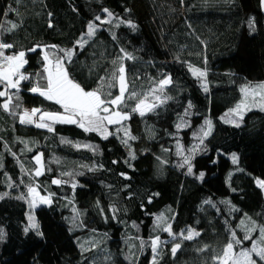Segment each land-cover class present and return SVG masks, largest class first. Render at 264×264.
<instances>
[{
	"label": "trees",
	"instance_id": "trees-1",
	"mask_svg": "<svg viewBox=\"0 0 264 264\" xmlns=\"http://www.w3.org/2000/svg\"><path fill=\"white\" fill-rule=\"evenodd\" d=\"M163 1L175 7L169 8V14L151 0H22L20 4L0 0V21L20 25L14 33L0 39L14 43L16 50L37 44L72 48L86 32L88 22L96 15H105L102 8L114 13L113 25H102L88 44L75 49L73 62L67 65L86 89L96 87L97 78L111 69V61L121 55V48L136 57L125 64L129 78L140 77L135 81L138 90L147 88L149 79H159L161 74L174 80V86L167 90L172 100L154 113L143 118L133 115L126 122L137 137L129 141L134 160L117 139L123 133L102 139L73 124H57L50 133L21 125L18 117L0 111V153L4 163L0 180L5 179L7 172L18 185L9 189L6 183H0V193L11 194L0 200V228L5 233L0 241V264H94L102 251L110 254L104 264H150V248L141 252L139 243L157 234L162 241H169L162 246L158 264H211V250L197 249L204 245L210 249L222 247L230 235L228 229L243 238L238 225L245 214L264 224V190L255 183V178L264 179V112L254 109L246 113L240 127L221 119L237 103L242 84L264 82V12L259 0H184L183 4L180 0ZM135 6L145 13L139 16ZM9 7L19 14L13 11L4 17ZM118 19L131 20L136 30L126 25L114 27ZM249 19L255 22L254 32L248 27ZM113 32L117 35L115 41ZM40 56L39 49L27 55L26 73L33 81L42 69ZM188 64L207 69V93L188 71ZM23 84L19 101L23 108L59 109L29 92L31 83ZM189 102L192 108L185 116ZM181 116L187 126L177 131L175 125ZM205 119L212 121L211 135L202 146L206 151L195 155L193 175H185L186 167H176L180 159L175 154L177 140L185 150L198 144L193 134H199ZM109 130L115 131L113 126ZM62 139L92 144L98 151L76 148L61 143ZM21 141H27L32 151L22 152ZM36 153L43 154L51 169L36 178L41 194H47L44 189L55 193L52 205L42 206L35 213L43 238L23 233L28 208L24 201L15 199L24 191L20 181L29 179L21 173L16 160L31 169V157ZM233 153L238 157L237 164L232 163ZM158 156L168 163L161 166ZM54 159L60 163H54ZM62 172L74 174L78 185L75 190L70 183L51 184ZM200 172L204 177L197 179ZM62 178L70 180L67 176ZM154 193L158 195L153 196ZM149 196H153L151 203ZM206 200L211 203L205 204ZM225 200L230 204L222 203ZM73 205L80 214L75 223L71 219ZM113 206L115 212L110 210ZM231 207L239 211H230ZM160 213L169 218L175 233L189 227L200 232L193 241H183L178 236L175 242L182 247L175 257L171 255L168 234L154 231V220ZM257 235L253 233L254 238ZM85 242H95L97 247ZM81 244L90 250L82 253ZM244 246H250V241H245Z\"/></svg>",
	"mask_w": 264,
	"mask_h": 264
},
{
	"label": "snow or ice",
	"instance_id": "snow-or-ice-1",
	"mask_svg": "<svg viewBox=\"0 0 264 264\" xmlns=\"http://www.w3.org/2000/svg\"><path fill=\"white\" fill-rule=\"evenodd\" d=\"M22 0H15V3L20 4ZM183 4L184 0H180ZM259 5L264 9V0H259ZM18 10L9 7L4 13V17L9 15V12ZM101 11L104 16L96 15L93 20L87 24V30L75 42L72 48H59L57 45H35L29 49L16 50L14 43H8L0 39V111L8 113L14 117H18V122L21 125H32L37 129H46L52 133L55 131L54 126L57 124H73L82 129L85 133L95 132L102 139H108L110 135L123 133L122 136L117 135V139L129 149V158L136 159L135 154L131 151L130 140H136L137 137L132 135L126 122L129 121L133 115H139L141 118L148 114L154 113L159 107L172 100L173 97L167 94V90L174 86L173 78L168 74H161L159 79L150 78L147 88L138 90L135 81L140 80L139 76L129 78L128 69L125 61L135 60L136 57L128 53L124 48L120 49L121 55H118L111 61V69L106 71V74L99 76L96 81V87L86 89L80 82H78L67 67L73 62L76 48H83L95 37L96 32L100 30L102 25H113L114 13L108 8H102ZM130 11V9H125ZM99 23H96V22ZM121 25H126L132 31L136 30V24L131 20L118 19L114 27L119 28ZM20 27L17 23L12 21H0V37L5 34H12ZM49 27H52L49 22ZM248 27L250 31H255L256 25L254 20H248ZM112 39L115 41L117 35L112 33ZM39 49L40 63L42 69L36 74L37 79L32 80L29 74L26 73L25 65L29 63L27 55L29 52L35 53ZM9 50H12L10 54ZM62 54V55H61ZM187 63V62H185ZM206 63V61H205ZM188 71L191 75L199 81L202 90L207 93L209 91L207 83V69H201L188 64ZM23 82L31 83L32 86L27 90L33 94H38L44 100L54 103L59 106L56 111L43 110L41 108L24 109L20 101V91L24 86ZM115 90V91H114ZM240 98L233 108H230L221 119L226 123H232L235 127H240L246 113L257 109L264 112V82L252 84L251 82L242 84L239 87ZM192 108L189 102L185 109L184 115L189 114V109ZM19 109V112L17 111ZM62 110V111H61ZM109 126H113L115 131L109 130ZM187 122L181 116L178 119L175 127L177 131L185 128ZM212 121L205 119L204 125L201 127L199 134L194 133V137L199 140L198 144H194L191 148H185L177 140L176 156L179 157V162L176 164L178 168H185V175H193V159L198 152L206 151L204 145L205 139L211 135ZM24 144L22 152L25 154L31 152L32 149L28 146L27 141H21ZM61 143L70 144L76 148H86L94 153L98 151L97 147L92 144L73 143L67 139H62ZM7 148V144L4 145ZM9 153L15 157L16 154L8 149ZM168 152V149H163ZM160 165L163 166L168 163L167 160L161 157H156ZM232 163H238V157L235 153L232 154ZM34 162V167L26 168L19 159L16 163L20 166L21 173L27 176L28 181L21 180L20 184L24 186V191L20 195L15 196V199L22 200L27 204L28 211L26 212V223L23 227V233L28 235L34 233L36 236L43 238L44 233L41 231V225L36 217V210L42 206H51L55 193L44 191L47 194H41V186L36 183V178L44 175L45 171H51L47 168L42 153H36L31 157ZM54 163L59 164L58 159L53 160ZM128 161H126L127 163ZM116 163V161H113ZM131 167V164H129ZM81 167L88 168L93 171L94 168H89L88 165H81ZM4 168L3 153H0V170ZM75 175H83V173H76ZM121 175H125L121 173ZM67 176L70 180H65L62 177ZM4 180L0 183H6L7 188L12 189L18 185L12 181L7 172H4ZM204 173L200 172L197 179H202ZM127 178V177H125ZM71 185L75 190L78 186L74 174L72 172H62L60 177L53 178L51 184L61 186L65 184ZM255 183L258 188L264 190V179L255 178ZM10 192L0 193V200L9 197ZM158 195L154 193L153 196ZM153 196L148 197V202L151 203ZM205 204H210L211 201H204ZM225 205H229L230 201H222ZM72 204V201H69ZM112 212L116 211L113 206L110 209ZM230 211H239L235 207H231ZM73 223L79 217V212L76 211L73 205ZM103 214V209H101ZM168 217L164 213H160L154 220V231L167 233L171 238V255L175 257L181 249V243H176L179 236L183 241H193L200 236V232L189 227L181 233H175L173 227L168 223ZM241 230L244 232L243 238H238L235 230L228 229L230 235L227 242L220 248L210 249L209 245H204L197 249L199 252L211 250V264H264V224L257 223L252 217L245 214L244 219L241 220ZM186 233V234H185ZM253 233H258L254 238ZM5 238V233L0 228V241ZM245 241H250V246H244ZM91 247H97L95 242H85ZM169 241H162L160 235L150 237L148 241L140 240L139 250L142 252L145 247L150 248L152 259L150 264H158L157 257L161 254L162 246ZM82 253L90 249L81 244ZM110 259V257H106Z\"/></svg>",
	"mask_w": 264,
	"mask_h": 264
},
{
	"label": "rangeland",
	"instance_id": "rangeland-1",
	"mask_svg": "<svg viewBox=\"0 0 264 264\" xmlns=\"http://www.w3.org/2000/svg\"><path fill=\"white\" fill-rule=\"evenodd\" d=\"M151 1H156L155 3H156V5L158 6V8L160 10H162V9L163 10H166L167 9V11H168L167 13L168 14L171 12L172 7H174L172 4H170V3L166 2V1H163V0H151ZM170 7H171V9H169ZM135 8L138 10L137 11V14H139V16H142V14L145 13V10L141 9V7L135 6L134 9ZM262 11L264 12V9H262ZM24 109H27V108H24ZM109 255L110 254L108 252L102 251L101 254H100V256H98L97 258L94 259V261H93L94 264H104V262H107L108 261V259H106V257H110Z\"/></svg>",
	"mask_w": 264,
	"mask_h": 264
}]
</instances>
